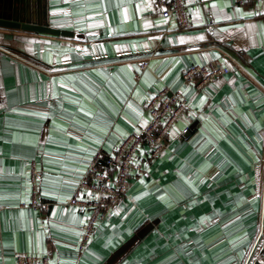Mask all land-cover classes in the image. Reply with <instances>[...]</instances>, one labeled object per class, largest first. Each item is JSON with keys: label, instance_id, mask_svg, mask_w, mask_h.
Here are the masks:
<instances>
[{"label": "crops", "instance_id": "1", "mask_svg": "<svg viewBox=\"0 0 264 264\" xmlns=\"http://www.w3.org/2000/svg\"><path fill=\"white\" fill-rule=\"evenodd\" d=\"M24 1L29 20L69 34L0 27V264L17 253L51 264H243L261 221L251 259L264 264V90L230 59L264 84V0H184L185 29L155 0ZM210 60L229 71L200 89L183 82L185 68ZM163 88L182 92L188 109L77 250L83 216L64 198L96 148L105 157L144 125Z\"/></svg>", "mask_w": 264, "mask_h": 264}, {"label": "built area", "instance_id": "2", "mask_svg": "<svg viewBox=\"0 0 264 264\" xmlns=\"http://www.w3.org/2000/svg\"><path fill=\"white\" fill-rule=\"evenodd\" d=\"M161 14L165 18L175 17L180 29L189 27L188 5L184 0H155ZM239 3L254 0H236ZM12 57L21 60L42 71H47L41 65L20 56L16 52L3 50ZM228 55V53H226ZM146 57V56H145ZM139 70L147 67V59L142 57ZM234 66L248 76L253 82L264 90V84L243 63L230 57ZM228 68L219 66L210 60L205 64H193L182 71L181 78L184 83H193L197 88L213 82L217 75L227 73ZM148 119L144 125L129 132L113 150L103 156L100 148H96L91 158L86 163L83 174L79 177L73 190L64 198V205L80 212L83 220L77 239V250L82 251L93 238L94 232L101 222L108 219L111 212L124 198L129 187L131 177L142 176L145 172V164L155 158L166 144V137L171 126L178 120L180 115L188 109V100L179 90L163 88L155 92L145 106ZM187 128L182 130V134ZM146 145L144 150L142 145ZM39 169L36 161H31L29 166L30 198L28 206L37 210L39 207ZM86 192V197L80 196ZM264 201V199H263ZM25 205L24 203L21 204ZM263 232V221L257 240ZM255 244L249 249L243 264L251 260L255 250ZM15 264H51V255L35 253L15 254Z\"/></svg>", "mask_w": 264, "mask_h": 264}, {"label": "water", "instance_id": "3", "mask_svg": "<svg viewBox=\"0 0 264 264\" xmlns=\"http://www.w3.org/2000/svg\"><path fill=\"white\" fill-rule=\"evenodd\" d=\"M24 0H6L0 5V27L2 28H20L35 32L48 34L68 35V31L59 30L49 26L47 20H29L28 8L24 7ZM263 250H261V254ZM253 264H262L256 259Z\"/></svg>", "mask_w": 264, "mask_h": 264}, {"label": "snow or ice", "instance_id": "4", "mask_svg": "<svg viewBox=\"0 0 264 264\" xmlns=\"http://www.w3.org/2000/svg\"><path fill=\"white\" fill-rule=\"evenodd\" d=\"M261 7H264V4H262L261 5ZM237 11H239V9L237 10ZM245 15H252L253 13H251V12H247V13H244ZM205 98L204 97H201V101H203ZM129 103V106H131V102H128ZM83 110V109H82ZM89 115H91V113H89ZM107 129L105 128V129H102V131H106ZM91 157L89 156L88 157V159H90ZM81 171H83V169L81 170Z\"/></svg>", "mask_w": 264, "mask_h": 264}, {"label": "rangeland", "instance_id": "5", "mask_svg": "<svg viewBox=\"0 0 264 264\" xmlns=\"http://www.w3.org/2000/svg\"><path fill=\"white\" fill-rule=\"evenodd\" d=\"M263 237H264V233H263V236L261 237V242H262ZM250 248H252V247H250ZM257 248H258V246L256 247V250H257ZM253 262H254V258L250 260V264H253Z\"/></svg>", "mask_w": 264, "mask_h": 264}]
</instances>
